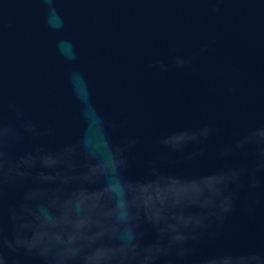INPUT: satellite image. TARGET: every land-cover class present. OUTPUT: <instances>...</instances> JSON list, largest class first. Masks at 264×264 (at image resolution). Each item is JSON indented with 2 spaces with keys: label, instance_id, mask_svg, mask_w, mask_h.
Masks as SVG:
<instances>
[{
  "label": "water",
  "instance_id": "water-1",
  "mask_svg": "<svg viewBox=\"0 0 264 264\" xmlns=\"http://www.w3.org/2000/svg\"><path fill=\"white\" fill-rule=\"evenodd\" d=\"M0 264H264V0H0Z\"/></svg>",
  "mask_w": 264,
  "mask_h": 264
}]
</instances>
